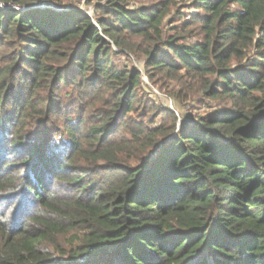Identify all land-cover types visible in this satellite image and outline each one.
I'll use <instances>...</instances> for the list:
<instances>
[{
    "label": "trees",
    "instance_id": "trees-1",
    "mask_svg": "<svg viewBox=\"0 0 264 264\" xmlns=\"http://www.w3.org/2000/svg\"><path fill=\"white\" fill-rule=\"evenodd\" d=\"M95 1L0 0V264H264V0Z\"/></svg>",
    "mask_w": 264,
    "mask_h": 264
},
{
    "label": "rangeland",
    "instance_id": "rangeland-1",
    "mask_svg": "<svg viewBox=\"0 0 264 264\" xmlns=\"http://www.w3.org/2000/svg\"><path fill=\"white\" fill-rule=\"evenodd\" d=\"M157 1L159 0H135L129 6H149ZM65 2H68V0H65ZM190 2L191 0H178L176 6L178 13H176L175 10H173L171 13V18L172 20H174L173 25H180V22H182V18L180 17L188 19L192 16H195V14L200 15L202 13L201 11H197L195 13L194 7H190ZM95 3V0H71L67 3L68 5L58 8L53 5V2L51 0H39L37 5L32 7L27 6L24 8H50L55 11H58V9L60 8H63V10L74 9L89 16L93 20V22H95V18L97 17V12H95L94 7ZM164 28L167 29L166 26ZM112 48L115 51L112 58L113 63L119 67H125L127 69H137L141 75V87L143 93L146 94V96H148V98L151 99L157 106H161L174 111L178 115V125L181 123L183 124L184 122H192L198 117V115L212 110L208 105L204 107V105L198 104L193 101L187 102L185 104H179L166 92L165 87L162 86L161 83H159L158 81L153 82L148 79L145 74L144 60L142 57H136L132 53L123 51L116 46H112ZM71 96L72 94L68 95L66 99L70 98ZM220 107L222 108V106Z\"/></svg>",
    "mask_w": 264,
    "mask_h": 264
},
{
    "label": "built area",
    "instance_id": "built-area-1",
    "mask_svg": "<svg viewBox=\"0 0 264 264\" xmlns=\"http://www.w3.org/2000/svg\"><path fill=\"white\" fill-rule=\"evenodd\" d=\"M9 9H14L16 11H23L24 10L23 7L17 6L15 4L0 2V11H6ZM58 10H61V9H58Z\"/></svg>",
    "mask_w": 264,
    "mask_h": 264
},
{
    "label": "water",
    "instance_id": "water-1",
    "mask_svg": "<svg viewBox=\"0 0 264 264\" xmlns=\"http://www.w3.org/2000/svg\"><path fill=\"white\" fill-rule=\"evenodd\" d=\"M60 9H63V8H60Z\"/></svg>",
    "mask_w": 264,
    "mask_h": 264
},
{
    "label": "bare ground",
    "instance_id": "bare-ground-1",
    "mask_svg": "<svg viewBox=\"0 0 264 264\" xmlns=\"http://www.w3.org/2000/svg\"><path fill=\"white\" fill-rule=\"evenodd\" d=\"M59 11V10H58Z\"/></svg>",
    "mask_w": 264,
    "mask_h": 264
}]
</instances>
